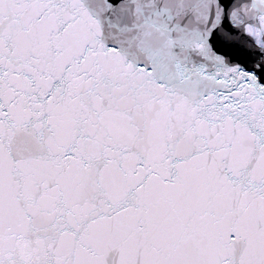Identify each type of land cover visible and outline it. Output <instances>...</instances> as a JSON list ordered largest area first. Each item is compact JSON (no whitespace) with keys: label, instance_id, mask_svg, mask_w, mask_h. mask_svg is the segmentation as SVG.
I'll list each match as a JSON object with an SVG mask.
<instances>
[{"label":"snow or ice","instance_id":"obj_1","mask_svg":"<svg viewBox=\"0 0 264 264\" xmlns=\"http://www.w3.org/2000/svg\"><path fill=\"white\" fill-rule=\"evenodd\" d=\"M0 264H264V0H0Z\"/></svg>","mask_w":264,"mask_h":264}]
</instances>
